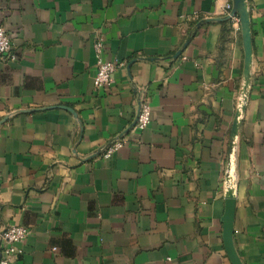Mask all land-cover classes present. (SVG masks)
Segmentation results:
<instances>
[{"label":"crops","instance_id":"0c3cea01","mask_svg":"<svg viewBox=\"0 0 264 264\" xmlns=\"http://www.w3.org/2000/svg\"><path fill=\"white\" fill-rule=\"evenodd\" d=\"M226 2L0 0L16 54L0 60V233L29 230L10 264H231L221 218L244 49ZM246 3L232 238L243 264H264V0ZM97 36L123 62L99 89Z\"/></svg>","mask_w":264,"mask_h":264},{"label":"built area","instance_id":"2783aa9c","mask_svg":"<svg viewBox=\"0 0 264 264\" xmlns=\"http://www.w3.org/2000/svg\"><path fill=\"white\" fill-rule=\"evenodd\" d=\"M232 3L226 2L223 6V12L230 24L235 28H240V18L238 14L232 13ZM93 49L96 59V73L93 78V87L99 89L109 86L113 82V75L116 68L123 64L117 60H106L103 58L105 50V41L103 37L97 36L93 42ZM16 54L11 44V36L8 31L0 26V60H15ZM245 92L242 91L236 106L239 111L244 101ZM151 120V109L148 100L144 97L139 101V107L136 119L133 124V129L137 131L144 130ZM236 138L231 141V152L229 153V166L226 171L224 183L226 187L232 186V164L234 158V145ZM123 144L122 138H116L110 144L100 149V155L108 159L117 149ZM29 230L22 225H9L0 233L1 249H0V264H10L16 260L23 252V242Z\"/></svg>","mask_w":264,"mask_h":264},{"label":"water","instance_id":"95a60500","mask_svg":"<svg viewBox=\"0 0 264 264\" xmlns=\"http://www.w3.org/2000/svg\"><path fill=\"white\" fill-rule=\"evenodd\" d=\"M232 13L238 14L240 18V29L242 35L243 49H244V84L243 90L246 93V88L249 84L250 77V66L252 59L251 51V34H250V19H249V9L246 0H233ZM245 99L241 105L239 111H236V117L234 119L231 131V141L235 138L237 134V128L239 123V117L245 107ZM234 210H235V199L233 195V190L228 188L225 194V209L221 218L222 222V239L225 251L230 260L231 264H243L238 253L233 244L232 232H233V220H234Z\"/></svg>","mask_w":264,"mask_h":264},{"label":"trees","instance_id":"16d2710c","mask_svg":"<svg viewBox=\"0 0 264 264\" xmlns=\"http://www.w3.org/2000/svg\"><path fill=\"white\" fill-rule=\"evenodd\" d=\"M229 21V20H228ZM230 23V22H229Z\"/></svg>","mask_w":264,"mask_h":264}]
</instances>
